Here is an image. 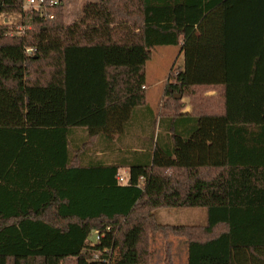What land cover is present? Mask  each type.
<instances>
[{
  "label": "trees",
  "instance_id": "1",
  "mask_svg": "<svg viewBox=\"0 0 264 264\" xmlns=\"http://www.w3.org/2000/svg\"><path fill=\"white\" fill-rule=\"evenodd\" d=\"M25 1L0 0L20 15L0 23V264H137L143 231L165 238L167 264L170 236L187 264H264L262 2L96 0L68 23L63 3ZM167 45L185 60L157 113L146 67ZM143 108L144 149L90 158ZM167 207H203L206 223H163Z\"/></svg>",
  "mask_w": 264,
  "mask_h": 264
},
{
  "label": "rangeland",
  "instance_id": "2",
  "mask_svg": "<svg viewBox=\"0 0 264 264\" xmlns=\"http://www.w3.org/2000/svg\"><path fill=\"white\" fill-rule=\"evenodd\" d=\"M88 1L96 0H61L63 3L66 21L73 22L81 16L82 8ZM27 5V2H25ZM18 14H0V23L17 22ZM183 55L180 54L179 46H157L153 49V57L146 67V88L148 100L154 105V112L159 111L158 103L164 96L167 77L171 69H179L183 65ZM189 102V99H183ZM162 101V100H161ZM192 108V107H191ZM136 130V127H135ZM143 136V132L140 133ZM150 131L144 134V139H149ZM122 176L129 178V173L121 171ZM156 214L163 223L203 224L206 222V210L203 207H167L160 208ZM138 261L137 264H167L165 261V238L161 235H148L144 233L136 236ZM173 245V259L177 264L186 263V241L184 238L170 236ZM136 254V253H135Z\"/></svg>",
  "mask_w": 264,
  "mask_h": 264
},
{
  "label": "crops",
  "instance_id": "3",
  "mask_svg": "<svg viewBox=\"0 0 264 264\" xmlns=\"http://www.w3.org/2000/svg\"><path fill=\"white\" fill-rule=\"evenodd\" d=\"M259 1L262 2L263 10H264V0H259ZM263 15H264V12H263ZM262 25L264 26V23H262ZM248 29H251V28H248ZM249 32L250 31L248 30L246 33L247 37L242 41V45L246 46V47H256L252 41L255 39L254 38L252 39L253 36L251 34H249ZM263 36H264V28H263V31H260L259 33L256 34V37L258 39H260L258 43L260 44L261 47H262V41L261 40H262ZM179 51H180V54L183 55V59H184V53H183V51H181L180 47H179ZM245 65L246 64H241V66H243V67ZM183 66H184V62H183V65H181V68H183ZM246 66H248V65H246ZM181 68H179V69H181ZM167 79H169V76L167 77ZM145 87H146V84H145ZM146 90H147V88H146ZM215 93H216L215 90H210L208 92V94H215ZM185 98L189 99L187 97H185ZM161 100L158 103L159 107L161 105ZM147 105L149 106V109L151 108V109L155 110L154 105L148 100V93H147ZM191 107H192L191 104L189 102H187V107L185 108L184 111H191V109H192ZM151 114H152L151 110H147L146 108L139 109L137 112V115H136V120H134V122H133L134 124H133V126L130 127L129 131L124 136H120V138L115 137L112 140L102 138V140L100 139L99 142L97 140L96 143L94 144L95 145L94 149L89 152L90 158L92 157V160H93V158L99 159L102 156L107 155L108 158L112 157L114 159L115 155H118L120 153L121 149H125V150H141V149H144L145 145L147 144V142L149 140V139H147V137L144 139V134L147 132V129H149L150 134H151V127H150ZM135 127H136V130H135ZM79 131H81V130H79ZM141 132H143V136H141V134H140ZM84 134H85V132H84ZM150 134H149V136H150ZM104 142L107 146H109V145L112 146L111 147L112 151H110V149H107V150L104 149V147H105ZM88 160H89V158H88ZM121 171H123L125 173L126 172L129 173V169L126 167L121 168L120 173H121ZM206 220H207V214H206ZM182 224H184V223H182ZM185 246H186V261H187V243L185 244Z\"/></svg>",
  "mask_w": 264,
  "mask_h": 264
},
{
  "label": "built area",
  "instance_id": "4",
  "mask_svg": "<svg viewBox=\"0 0 264 264\" xmlns=\"http://www.w3.org/2000/svg\"><path fill=\"white\" fill-rule=\"evenodd\" d=\"M27 5L24 3L23 8L28 9V8H34L38 10L39 12H42L48 5L53 6L55 4H58L61 2V0H26ZM33 51V48L27 49L28 53H31ZM119 180L122 183H126L128 180L126 177L122 176L121 174L119 175ZM94 240L98 241L100 240V236L98 235L97 232H95Z\"/></svg>",
  "mask_w": 264,
  "mask_h": 264
},
{
  "label": "water",
  "instance_id": "5",
  "mask_svg": "<svg viewBox=\"0 0 264 264\" xmlns=\"http://www.w3.org/2000/svg\"><path fill=\"white\" fill-rule=\"evenodd\" d=\"M176 97H178V98H181L182 97V94L181 93H179V94H177V96Z\"/></svg>",
  "mask_w": 264,
  "mask_h": 264
}]
</instances>
